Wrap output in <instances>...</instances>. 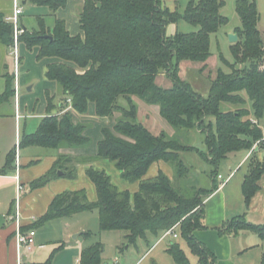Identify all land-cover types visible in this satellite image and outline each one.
<instances>
[{"label": "trees", "instance_id": "obj_1", "mask_svg": "<svg viewBox=\"0 0 264 264\" xmlns=\"http://www.w3.org/2000/svg\"><path fill=\"white\" fill-rule=\"evenodd\" d=\"M30 1L47 6L54 14L66 7L69 0ZM225 1L190 0L182 15L166 6L164 0H85L79 11L84 36L72 35L64 19H56L52 28L46 26L44 18L39 19L38 29L26 27L22 41L29 48L39 47V59H61L47 65L46 76L58 81L75 110L87 113L93 102L100 117L119 114L112 126L102 127L95 158L113 162L124 180L139 183L134 192L121 189L105 169L90 165L86 173L96 186L97 200L90 201L85 189L65 191L52 200L47 212L33 226L97 209L102 230L125 231L129 246L136 245L141 238L147 239L150 233L159 237L177 227L179 239L167 249L176 264H193L183 243L198 257V264H216L217 255L196 237L195 231L206 227L202 222L203 197L218 185L185 194L163 170L153 177L146 175L153 163L160 160L175 164L181 176L188 175L191 169L181 152L195 151L215 166V180L223 160L242 150L255 152V144L263 137L264 35L258 28L256 0H237L242 26L236 29L239 41L232 44L236 61L225 60L231 71L219 69L208 96L197 92L180 75L183 62H206L212 55L211 34L228 22L221 13ZM182 18L198 26V30L168 35V25ZM46 34L52 38L44 37ZM0 38L7 45L12 41V26L3 14ZM161 73L172 81L170 87L157 82ZM13 87L14 75L8 76L0 104L14 95ZM134 97L158 105L161 116L175 129L174 134L150 130L138 116ZM224 102L235 108L223 110ZM50 104L51 98L49 111ZM191 129L205 134L207 152L186 142ZM86 130L87 126L75 122L70 112L61 116L50 114L42 119L36 132L22 138L21 145L85 148L91 143ZM15 160L13 150L7 167ZM73 162L69 154H60L53 166L32 182V187H42L59 177L60 170L64 176L75 178L77 166ZM263 175L264 159L255 154L242 185L247 207L261 188L259 181ZM241 229H250L264 240V225L247 221L245 214L227 221L220 231L236 234ZM83 234L87 238L92 235ZM103 250L101 242L83 248L80 264H104Z\"/></svg>", "mask_w": 264, "mask_h": 264}, {"label": "crops", "instance_id": "obj_2", "mask_svg": "<svg viewBox=\"0 0 264 264\" xmlns=\"http://www.w3.org/2000/svg\"><path fill=\"white\" fill-rule=\"evenodd\" d=\"M28 1L25 0V3ZM84 1L69 0L65 8H60L54 13L56 19L66 21V26L72 35L84 36L78 24L79 10L83 7ZM13 8V0H0V15L3 14L6 18L13 13ZM20 50L22 71L18 88L16 89L14 80V95L0 104V264H80L82 251L80 237L86 229L84 225L75 223L79 221L74 219L83 212L52 219L41 226L33 225L47 212L52 200L65 191L85 189L90 201L97 200L96 186L86 173L90 165L95 164L96 167L109 170L114 183L121 189L134 192L138 189L139 183L124 180L113 162L95 158L98 142L97 145L88 148L21 145L22 138L36 132L42 119L47 115L61 116L70 112L75 122L83 124L88 118L104 119L105 117L98 116L95 108L90 114L75 110L72 105L70 106L69 96L64 94L58 81L47 78V65L61 59L57 57L39 59V47L29 48L25 42L21 44ZM9 58L8 45L0 38V95L7 88V77L14 75ZM49 98L52 99L51 111H49ZM134 99L136 102V97ZM147 105L148 109L155 108L160 114L158 105L148 103ZM139 114L138 107V116ZM118 115V113L114 115L115 120ZM140 120L155 133L152 124L141 118ZM103 126L105 125L98 128L99 134H102ZM261 127L264 130L263 124ZM96 128L97 126L91 127L89 133H93ZM13 150H16V160L11 167H7L8 156ZM235 153L241 154L234 163L228 165L231 169L229 176L224 181L218 180L223 179V176L221 178L218 176L209 182L208 188L215 185L218 187L203 197L202 222L206 227L197 229L195 235L217 255L216 264H261L264 240L259 234L250 229H241L236 234L220 231L227 221L242 214H245L247 221L264 225V175L259 181L261 188L248 207L242 191L251 157L256 154L260 160L264 159V145L257 146L255 152L242 150ZM60 154H69L73 157V163L77 166V176L68 178L60 170L59 177L50 180L42 187L33 188L32 182L44 175L58 160ZM244 165L246 166L244 174L235 178ZM159 170H163L172 179L170 164L162 160L153 163L146 177L155 176ZM17 175L20 177L19 181ZM19 182L24 186L23 191L20 192ZM17 208L20 212L19 224L13 218ZM19 228L24 232L36 231L35 245L31 251H25L23 248L19 250L16 240ZM175 232L177 233V227L173 229V233ZM173 233L168 235L164 233L157 237L156 242L142 258L166 236L173 237L168 245L174 242V239L178 240L179 235L174 237ZM20 260L23 262L21 263ZM114 260L115 264H120V260L118 261L117 258ZM139 262L140 260L135 264Z\"/></svg>", "mask_w": 264, "mask_h": 264}, {"label": "rangeland", "instance_id": "obj_3", "mask_svg": "<svg viewBox=\"0 0 264 264\" xmlns=\"http://www.w3.org/2000/svg\"><path fill=\"white\" fill-rule=\"evenodd\" d=\"M20 2V4L24 7V14L22 15L23 23L28 29H38L40 26V18H44L46 26H54L56 15L53 14L47 6L33 4L30 0L27 3H23V0H20ZM164 2L170 9L176 10L180 14L184 15L190 0H164ZM256 3L260 15L258 28L264 35V0H256ZM221 13L228 18V22L223 24L216 32L211 34L210 46L212 55L208 61H185L181 64V77L188 80L192 84L193 88L203 96L209 95L212 82L216 78L219 69L226 72L231 71V67L225 62V60L230 63H235L236 61L232 50V44L235 43L230 41L229 34L235 33L236 29L242 26L241 18L237 12V0H226L225 4L221 8ZM78 24L80 25L79 21ZM198 28V26L182 18L177 23H170L167 27V33L172 36L177 32H194L198 30ZM81 32H83L82 29ZM9 62L12 64L11 68L14 73L13 58L11 56L9 58ZM157 82L164 87H170L172 85V81L165 73H161L158 76ZM136 103L140 108V118L143 121L152 124L154 126L155 133L159 134L160 132L165 131L170 135L174 134L175 129L161 116V114L158 113L157 109H148L147 103L139 97H136ZM251 105L252 102L249 101L248 106L250 108ZM94 108L95 104L91 102L87 114L94 111ZM231 108H235L234 105L227 102L222 104L223 110ZM211 119L214 121V118ZM115 121V117L113 116L105 117L104 119L88 118L84 122L87 126L86 135L91 138V143L88 147H93L94 144L97 145L98 140L102 137V134H99L98 131L99 127L101 128L102 125L112 126ZM262 124L264 126V120ZM95 126H97L94 131L95 133L93 132L90 134L89 129ZM188 136L189 140L186 142H189L199 147L204 152H207L205 134L201 132V130L191 129ZM181 154L185 163L191 170L188 175L181 176L176 165L168 163L171 166V176L176 187H178L185 194L194 193L195 190L198 191L200 189H208L209 182L213 179L212 170L215 166L195 151H183ZM240 154L241 153L231 154L221 162L215 177H218L219 174H221L223 179L218 180L224 181L229 176L231 169H229L228 165L230 163H234L237 160V156ZM93 165L95 166V164ZM245 170L246 166L244 165L235 178L241 177ZM106 171L111 175L109 170ZM76 220L79 222L75 223L85 226V232L92 233L89 238H87L84 234L81 235L80 241L82 250L83 248L93 245L96 242H101L104 245V250L102 252V261L104 264H115V258H117L118 261L120 260V264H135L139 260V264H151L153 261H156L159 264H176L173 257L167 252L169 246L168 244L170 240L173 239L171 235L162 239L152 250H150L148 254L144 256V258H142V256L149 250L150 246L156 242L157 237L148 235L147 239L141 238L136 245L133 244L129 246V243L125 238V231L102 230L99 219V211L97 209L92 211H83V213H80L78 216L76 215L74 221ZM174 241L176 240L174 239ZM183 247L187 251L189 257H191L192 263L198 264V257L192 253L187 244L183 243Z\"/></svg>", "mask_w": 264, "mask_h": 264}, {"label": "built area", "instance_id": "obj_4", "mask_svg": "<svg viewBox=\"0 0 264 264\" xmlns=\"http://www.w3.org/2000/svg\"><path fill=\"white\" fill-rule=\"evenodd\" d=\"M13 2H14L13 13L8 15L5 18V20L8 23H10L12 26V41L8 45V52H9V55L13 58L14 80H15L16 89H17L19 76L21 72V66H22V55H21V50H20L21 44L23 43L22 35L27 31V28L26 26H24V24L21 21V15L24 13V7L20 4L21 3L20 0H13ZM68 102L70 103V106H71L72 105L71 98H68ZM261 142L264 143V132H263V137L261 138V140L257 141V143L255 144V148ZM219 177L221 178L222 176L219 175ZM16 178H17V181L20 180L19 175H17ZM18 189H19V192L23 191L24 189V186L20 184V182L18 185ZM19 217H20V212H19V209L17 208V211L13 218H15L18 224H19ZM173 229L165 232V235L173 233ZM35 235H36L35 230H29V231L24 232V231H20V228H19L16 234V240H17V245H18L19 250L20 248H23L25 251H31L35 245ZM173 235L174 237L178 236L176 232L173 233ZM20 262L22 263L23 261L20 260Z\"/></svg>", "mask_w": 264, "mask_h": 264}, {"label": "water", "instance_id": "obj_5", "mask_svg": "<svg viewBox=\"0 0 264 264\" xmlns=\"http://www.w3.org/2000/svg\"><path fill=\"white\" fill-rule=\"evenodd\" d=\"M23 2L25 3V0H24ZM44 37L52 38V36L49 35V34L44 35ZM229 37H230V41H231L232 43H236V42L239 41V35H238L237 33H230V34H229ZM60 173H61V172H60Z\"/></svg>", "mask_w": 264, "mask_h": 264}]
</instances>
